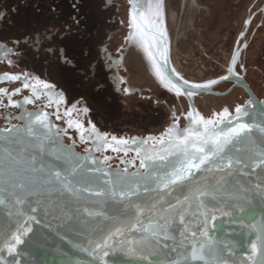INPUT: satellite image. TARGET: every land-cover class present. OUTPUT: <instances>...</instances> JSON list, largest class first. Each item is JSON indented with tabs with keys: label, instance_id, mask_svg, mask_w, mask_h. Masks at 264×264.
Returning <instances> with one entry per match:
<instances>
[{
	"label": "water",
	"instance_id": "1",
	"mask_svg": "<svg viewBox=\"0 0 264 264\" xmlns=\"http://www.w3.org/2000/svg\"><path fill=\"white\" fill-rule=\"evenodd\" d=\"M144 2L132 12L164 86L188 105L185 124L162 131L174 101L157 118L118 98L106 129L160 134L128 137L137 163L113 166L67 143L45 105L29 107L43 90L1 73L0 264H264V97L236 69L244 45L224 74L192 81L173 65L162 12L142 23Z\"/></svg>",
	"mask_w": 264,
	"mask_h": 264
},
{
	"label": "flooded vegetation",
	"instance_id": "2",
	"mask_svg": "<svg viewBox=\"0 0 264 264\" xmlns=\"http://www.w3.org/2000/svg\"><path fill=\"white\" fill-rule=\"evenodd\" d=\"M123 1L0 0V74L15 73L25 86L43 90L45 95L34 98L29 107L45 105L61 125L67 143L73 139L80 151L95 147L101 157L109 156L106 162L113 166L121 164V158L137 163L131 150L123 147L128 137L160 134L128 135L106 129L115 122L113 103L118 98L133 97L137 110L144 113L152 108L157 118L162 116L160 106L174 101L168 104L162 131L171 121L181 126L184 119L185 124L188 112L184 98L161 81L151 57L150 37L135 18L131 0ZM152 3L144 2L143 24H150L146 19L151 14L162 12L160 3L151 7ZM263 4L264 0L252 13L257 18L243 19L237 35L245 43L236 69L240 73L241 65L245 67L249 84L246 54L254 36L264 29ZM169 46L171 54L170 41ZM131 69L141 73L133 79Z\"/></svg>",
	"mask_w": 264,
	"mask_h": 264
},
{
	"label": "rangeland",
	"instance_id": "3",
	"mask_svg": "<svg viewBox=\"0 0 264 264\" xmlns=\"http://www.w3.org/2000/svg\"><path fill=\"white\" fill-rule=\"evenodd\" d=\"M151 1V7L162 5L175 67L184 77L204 82L225 73L243 19H248L263 0ZM243 43L240 39L239 45ZM246 65L250 85L264 97V29L254 36Z\"/></svg>",
	"mask_w": 264,
	"mask_h": 264
},
{
	"label": "built area",
	"instance_id": "4",
	"mask_svg": "<svg viewBox=\"0 0 264 264\" xmlns=\"http://www.w3.org/2000/svg\"><path fill=\"white\" fill-rule=\"evenodd\" d=\"M173 65H174V63H173ZM174 67H175V65H174ZM176 68V67H175ZM177 69V68H176ZM177 71H179L181 74H182V72H181V70L178 68L177 69Z\"/></svg>",
	"mask_w": 264,
	"mask_h": 264
}]
</instances>
